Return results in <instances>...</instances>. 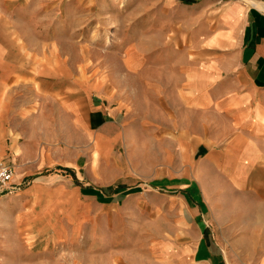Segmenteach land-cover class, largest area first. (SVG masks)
Returning <instances> with one entry per match:
<instances>
[{
    "label": "crops",
    "instance_id": "crops-1",
    "mask_svg": "<svg viewBox=\"0 0 264 264\" xmlns=\"http://www.w3.org/2000/svg\"><path fill=\"white\" fill-rule=\"evenodd\" d=\"M18 1L0 0V164L14 171L11 189L0 188V264L48 260L31 247H53L55 229L70 242L65 217L81 222L97 206L142 190L130 185L111 195L126 166L173 162L178 172L160 169L150 181L164 192L157 214L169 217L143 225L133 254L149 264H264V0L148 2L157 5L149 23L158 29L159 48L135 53L129 47L127 54L150 56L143 69L162 75L149 80V94L165 102L172 100L164 74L183 72L175 76L182 77L194 112L185 130L163 123L177 117L167 110L157 120L147 115L130 122L117 98H105L102 82L72 79L66 65L52 61L40 65L32 44L38 34L21 9L28 4ZM126 61V69L140 68L138 57ZM168 137L186 140V159L177 147L169 155L160 146ZM161 153L163 161L154 164ZM53 168L73 171L80 181L90 173L94 186H56L47 173ZM111 230L110 243L121 238L111 247L132 236ZM45 234L51 239H37Z\"/></svg>",
    "mask_w": 264,
    "mask_h": 264
},
{
    "label": "rangeland",
    "instance_id": "rangeland-1",
    "mask_svg": "<svg viewBox=\"0 0 264 264\" xmlns=\"http://www.w3.org/2000/svg\"><path fill=\"white\" fill-rule=\"evenodd\" d=\"M149 1L19 0L18 2L28 4L21 9H23L24 17L31 15L32 26L38 34V43L35 44L36 41L33 40L32 44L38 47L40 65L52 61L56 66L66 65L72 79L83 78L87 83L97 80L102 82L104 86L102 85L100 89L104 91L105 98H117L119 104L125 106L127 120L130 122H137L142 117L145 120L144 116L147 115H154L156 119H152L157 120L160 111L167 110L177 117L164 119L163 123L171 127L182 126L184 130L190 129L192 123L194 124L192 122L194 119L191 117L194 112L191 111L185 86L181 83L182 77L175 76L183 72H170L172 74L170 76L169 73H166L167 76L164 74L163 78H166L167 82L165 89L171 93L172 100L165 102L149 94V80L152 77L158 79L162 74L157 70H144L149 61V55L135 54L141 52L142 48L154 52L159 48L158 41L153 39L158 29L149 23L150 18L157 11V5L152 8V5L148 4ZM37 19L38 22H35ZM27 21H30L29 18ZM23 41L31 44L29 40L23 39ZM129 47L134 48V54H127ZM127 57H138L140 68L126 69ZM189 57L193 58L194 55ZM177 80L179 81L176 82ZM175 90L177 94L174 93ZM39 93L41 94V91ZM174 131V128H167L168 133L173 134ZM168 138L169 140L166 141L161 140L160 146L168 150L169 155L172 154L173 148L177 147L180 149L181 157L186 159V140L179 138L175 141L174 137ZM193 147L194 145L191 146ZM191 152L193 153V150ZM94 153L96 157L99 155L98 151ZM125 155L126 152H124ZM141 157L139 156L141 161L146 160ZM163 158L161 153L152 161L154 164L161 163ZM160 169H164L169 174L178 172L181 166L175 165V162L165 168L142 166L141 169H137L126 166L121 178L111 183L113 185L111 195L130 185H139L142 190L123 200L119 199V202L109 200L97 206L98 211L92 209V213L85 214L81 222L75 220L74 215L72 218L68 216L69 219L65 217V226L71 234V241L64 242L67 236H62L63 232L55 229L53 247H31L38 249L40 258L44 256L48 258V260L41 259L37 264H149V259L145 260L133 254L137 252L134 243L137 242L135 238L137 236L139 238L142 234L145 223L156 226L159 220L166 222L169 217V215L157 214V209L165 203L162 196L164 192L150 186V181L158 177L157 171ZM47 173L56 178L53 182L56 186L62 182L71 189L84 188L87 185L94 186L93 176L90 173H85V178L81 181L77 179L75 172L61 168H53ZM91 201L94 207V198H91ZM73 203L76 208H79L81 202L72 200ZM77 212L78 210L75 213ZM62 215L60 217H63ZM155 226L152 225V227ZM112 227H118L120 233L129 231L132 236L128 241L121 243V247H111L121 241L120 236H113L110 243ZM25 238L33 239L31 235H26ZM96 238L98 240L102 238L103 245ZM37 239L49 240L51 234L39 236ZM227 249L230 252L236 249L238 253V248L228 247ZM231 255L235 259L238 258L233 253ZM116 256L119 257L113 259Z\"/></svg>",
    "mask_w": 264,
    "mask_h": 264
},
{
    "label": "built area",
    "instance_id": "built-area-1",
    "mask_svg": "<svg viewBox=\"0 0 264 264\" xmlns=\"http://www.w3.org/2000/svg\"><path fill=\"white\" fill-rule=\"evenodd\" d=\"M14 171L11 166L0 164V188H9L10 182L13 180ZM191 264H208L205 261L196 260Z\"/></svg>",
    "mask_w": 264,
    "mask_h": 264
}]
</instances>
